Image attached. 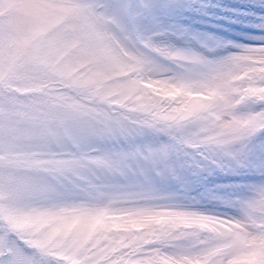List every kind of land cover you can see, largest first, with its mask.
Wrapping results in <instances>:
<instances>
[{
  "label": "clouds",
  "instance_id": "9594fccd",
  "mask_svg": "<svg viewBox=\"0 0 264 264\" xmlns=\"http://www.w3.org/2000/svg\"><path fill=\"white\" fill-rule=\"evenodd\" d=\"M0 264H264V0H0Z\"/></svg>",
  "mask_w": 264,
  "mask_h": 264
},
{
  "label": "rangeland",
  "instance_id": "374dc122",
  "mask_svg": "<svg viewBox=\"0 0 264 264\" xmlns=\"http://www.w3.org/2000/svg\"><path fill=\"white\" fill-rule=\"evenodd\" d=\"M233 31L238 37H243L244 35H246V33L243 31V29L239 26L235 27L233 29Z\"/></svg>",
  "mask_w": 264,
  "mask_h": 264
}]
</instances>
